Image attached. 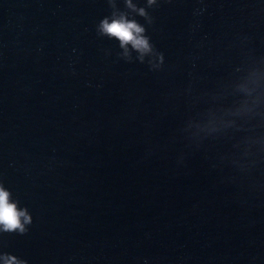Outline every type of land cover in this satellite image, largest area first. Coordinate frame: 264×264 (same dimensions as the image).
Listing matches in <instances>:
<instances>
[{"label": "water", "instance_id": "obj_1", "mask_svg": "<svg viewBox=\"0 0 264 264\" xmlns=\"http://www.w3.org/2000/svg\"><path fill=\"white\" fill-rule=\"evenodd\" d=\"M0 187V264H264V0H0Z\"/></svg>", "mask_w": 264, "mask_h": 264}, {"label": "clouds", "instance_id": "obj_2", "mask_svg": "<svg viewBox=\"0 0 264 264\" xmlns=\"http://www.w3.org/2000/svg\"><path fill=\"white\" fill-rule=\"evenodd\" d=\"M149 2L151 3L152 0ZM100 30L108 36L118 39L121 47L131 44L141 54L151 50L148 41L140 35L143 29L134 22H127L120 18L109 23L105 19L101 22ZM21 218H23V223H21ZM27 223H30V217L25 211H18L16 205L9 202V193L0 187V226L5 231L20 230L23 232L24 224Z\"/></svg>", "mask_w": 264, "mask_h": 264}]
</instances>
